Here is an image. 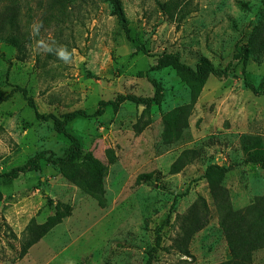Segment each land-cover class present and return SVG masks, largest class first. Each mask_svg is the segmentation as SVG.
Listing matches in <instances>:
<instances>
[{
    "label": "rangeland",
    "instance_id": "rangeland-1",
    "mask_svg": "<svg viewBox=\"0 0 264 264\" xmlns=\"http://www.w3.org/2000/svg\"><path fill=\"white\" fill-rule=\"evenodd\" d=\"M121 1L130 38L100 0H12L19 31L30 41L22 61L0 42V97L17 85L40 113L82 109L91 115L69 122L65 131L107 164V174L104 206L44 160L39 172L0 176V264H218L231 253L202 178L205 168L230 167L223 184L234 211L243 213L264 196V167L254 161L264 160V89L253 93L245 84L257 87L264 76L261 1L184 0L181 19L160 11L156 0ZM34 24L41 25L38 32ZM62 47L67 61L58 56ZM244 48L253 50L243 73L233 56ZM162 52L178 53L192 67L203 55L230 70L207 79L187 128L171 143L162 139V115L186 103L188 91L170 68L149 71L153 55ZM150 79L163 88L160 106L145 112L125 101L92 116L100 101L119 94L151 96ZM68 147L65 134L37 119L19 92L0 102V175L37 152L61 157ZM106 149H113V163ZM186 150H195V158L172 173ZM143 175L148 182H136ZM47 199L70 205L71 214L20 256L28 222L42 223L52 213ZM168 214L153 251L155 229ZM252 264H264V248L253 252Z\"/></svg>",
    "mask_w": 264,
    "mask_h": 264
},
{
    "label": "trees",
    "instance_id": "trees-1",
    "mask_svg": "<svg viewBox=\"0 0 264 264\" xmlns=\"http://www.w3.org/2000/svg\"><path fill=\"white\" fill-rule=\"evenodd\" d=\"M100 1L110 6V13L116 20L119 32L123 33L127 38H130V30L122 1ZM260 1L264 6V0ZM2 2L7 3L2 5L3 9L0 11V42L12 46L16 51L15 56L17 60L22 61L26 58V43L30 41L29 35L19 31L17 17L11 12L14 9L12 0H0V3ZM156 5L160 11L171 18L176 15L177 18L181 19L186 14L184 12L186 9L184 0H156ZM251 50L253 49L244 48L233 56V58L241 62L243 73ZM139 51L148 54V51L144 48L139 49ZM153 57L154 62L149 71L170 68L188 91V101L186 103L176 106L162 115V139L166 143H171L178 140L183 130L187 128V119L207 79L210 76L216 78L228 76L230 70L229 67L217 68L203 55L197 58L193 67L185 64L180 59L178 53L162 52L153 55ZM150 82L153 87V94L151 96L142 97L133 94H119L113 100L100 101L97 110L92 116H101L107 107L117 110L119 105L125 101L143 106L147 110L145 112H148L152 105L160 106L163 100V88L157 81L150 79ZM245 84L253 93H257V88L264 89V76L261 77L257 87L250 83ZM14 92H19L22 95L27 101L28 106L33 109L37 119L51 121L54 131L65 134L69 140V147L67 153L61 157L55 156L51 151L37 152L28 158L24 164L0 176L15 179L28 172H39L41 169L40 162L44 160L53 166L62 178L96 200L100 206H104V179L107 174V164L97 158L91 151H86L77 136L66 133L65 131V127L69 122L78 117L91 115H87L82 109L67 111L61 115L40 113L33 99L28 95L27 90L17 85L12 86L10 93L0 97V102L7 100ZM105 154L109 164L115 161L113 149H106ZM196 154L197 152L195 150L183 151L171 165V172H179L185 164L192 162ZM254 161L264 167L263 159H256ZM229 170L230 167L210 164L202 174V178L207 184L211 200L217 210L219 225L224 231L225 239L231 253L229 260L218 264H252L253 252L257 249L264 248V196L258 197L243 213L242 211H234L231 207L228 190L223 184L224 178ZM149 178V175L138 176L136 182L143 180L148 182ZM187 190L188 188L184 192H187ZM1 200L2 194L0 192ZM46 205L52 207V213L42 223H37L34 218L28 222L22 238L20 256L25 255L33 244L38 242L41 237L71 214V207L68 204L53 202L51 199H47ZM169 219L170 215L168 214L160 225L156 227L153 251L160 246V232Z\"/></svg>",
    "mask_w": 264,
    "mask_h": 264
},
{
    "label": "clouds",
    "instance_id": "clouds-1",
    "mask_svg": "<svg viewBox=\"0 0 264 264\" xmlns=\"http://www.w3.org/2000/svg\"><path fill=\"white\" fill-rule=\"evenodd\" d=\"M40 27H41L40 24H34V25H33V30L36 31V32H38ZM65 53H66V50L62 47V48H60L59 51H58V56H59L61 59H64L65 61H67V60H68V56L65 55Z\"/></svg>",
    "mask_w": 264,
    "mask_h": 264
},
{
    "label": "bare ground",
    "instance_id": "bare-ground-1",
    "mask_svg": "<svg viewBox=\"0 0 264 264\" xmlns=\"http://www.w3.org/2000/svg\"><path fill=\"white\" fill-rule=\"evenodd\" d=\"M50 255V254H49Z\"/></svg>",
    "mask_w": 264,
    "mask_h": 264
}]
</instances>
